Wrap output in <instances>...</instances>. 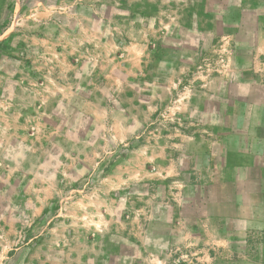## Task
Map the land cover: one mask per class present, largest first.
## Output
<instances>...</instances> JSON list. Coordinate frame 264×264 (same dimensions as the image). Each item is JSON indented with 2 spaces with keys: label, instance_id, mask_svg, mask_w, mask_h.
Masks as SVG:
<instances>
[{
  "label": "rangeland",
  "instance_id": "obj_1",
  "mask_svg": "<svg viewBox=\"0 0 264 264\" xmlns=\"http://www.w3.org/2000/svg\"><path fill=\"white\" fill-rule=\"evenodd\" d=\"M57 1L0 23V264H264L198 203L264 126V0Z\"/></svg>",
  "mask_w": 264,
  "mask_h": 264
},
{
  "label": "crops",
  "instance_id": "obj_2",
  "mask_svg": "<svg viewBox=\"0 0 264 264\" xmlns=\"http://www.w3.org/2000/svg\"><path fill=\"white\" fill-rule=\"evenodd\" d=\"M39 2L46 0H31L30 4ZM24 3V0H0V23L12 19L16 15L15 6ZM259 126L250 125L246 127L248 131L229 136L219 135L218 143L223 138L226 142L225 161L217 169L220 182L215 191L217 198L210 196L198 201L205 207L208 219L230 220L241 229L242 222L250 220L252 227L264 228V126ZM226 188L229 190L225 191Z\"/></svg>",
  "mask_w": 264,
  "mask_h": 264
}]
</instances>
